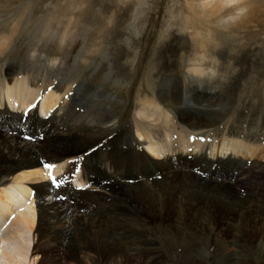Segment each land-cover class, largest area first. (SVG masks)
<instances>
[{
  "label": "rangeland",
  "instance_id": "1",
  "mask_svg": "<svg viewBox=\"0 0 264 264\" xmlns=\"http://www.w3.org/2000/svg\"><path fill=\"white\" fill-rule=\"evenodd\" d=\"M148 2L150 7H143L140 4L135 6L133 3H127L126 0L123 3L120 0H31L30 11L36 23L30 33L28 48L30 49L34 44H38L37 56L35 58L29 56L27 51L18 46L16 50L1 58L0 63L4 60L15 62L19 63L22 68L30 70V66L37 67L36 61L42 60L45 53L51 52L54 46L63 38L65 51L69 54L84 46L101 48V52L106 49L114 57L113 65L117 75L123 77L125 82L128 83V86L119 95L107 93V98L94 99L89 97L88 112L85 109H79L77 106L78 100L73 102L72 93L69 94L68 104L70 107H74L77 112L73 114L67 108L65 114L68 115L69 120H73L72 116H78L84 122V126L88 124L86 126L88 129L89 125H95L99 120L105 122L93 131L90 129L89 131H85V129L78 130V140L73 139L70 141L68 139V134L71 132V121L64 123L62 129H52L47 126L51 121H46L44 125H38L35 116L36 110L25 121L30 134L42 133L35 139L26 140L21 134L17 133L23 124H19L21 115L13 120H0V147H5L7 144L8 147L28 149L30 145L37 144L43 136L41 140L44 143L61 142L56 146L44 147L45 150L41 149L39 154H49L54 151L52 154H57L64 150L73 151L74 148H78L80 154H84L88 150L93 153V158H91L94 161L92 169L86 167L87 155L83 157L82 164L87 171L82 174L81 182L89 183V179L94 176L97 179L93 182H97L94 186L99 190L81 189L76 191L70 199L64 201L57 199V195L48 192L49 183L44 187L46 196L52 198L53 204H56H54L53 213L48 214L47 217L45 215L43 217V212L37 214L35 226L39 229V234L43 233L45 228L60 234H68L65 241L43 237L42 242L45 244L43 247L55 251L50 252L52 255L48 264L56 263L55 261H59V258L64 255L72 257L70 264L72 262L73 264H138L139 260H144V263L139 262V264H148L146 263L147 259H149L150 264L151 254L157 251L159 256L157 255V259L151 264H214V260L219 255L228 256L229 264H264V203H261L263 202L262 199L257 201L253 196L247 195L246 185L248 182L241 185L245 178L244 162L239 161L231 168V171L226 165L225 170L228 177L227 183L233 182L235 178L237 179L238 189L234 195L239 193L242 194L241 197L237 198L230 208H219L215 204V212L208 217V214L199 211L198 208L192 205L189 209L183 211L171 209L165 205L164 208L157 206L156 198L149 197V181L141 179L143 175L140 174L139 169L142 166L136 163L138 158L142 157V154L147 156L144 159V168L148 172L145 175L147 176L149 175V161H153L150 165H154V160H149V152L139 148V142L124 143L126 140L123 139V135L135 136L132 128L129 129V133L123 132L130 127V120L135 111L147 103L143 101V96H151L154 93L158 97H166V91L173 93L175 85L179 84L180 87L183 84L182 81L190 76L182 74L176 63L179 53L190 47L187 37L181 38L172 34L166 43L158 49L156 48V41L166 21H170L177 28H183L186 16H195V14L187 7V0H148ZM235 3L236 1L233 2V4ZM170 4H172L171 11H169ZM246 5L249 6V12L245 25L255 26L256 30L264 29V0H246ZM221 11L217 17L214 16V19H222L234 9L225 7ZM138 17L139 20H137ZM197 17L195 16V20L198 19L196 20L197 27L201 31L212 30L210 24H206L205 21ZM130 21H132L130 30L139 27L141 24L144 25V29L141 40L138 42L140 51L136 55L134 64L126 65L123 61L130 57L132 53L127 52L122 46L118 47L117 41L128 34L125 26L129 25ZM215 31L216 38L222 43L217 55L224 63L231 58L228 49L250 34V32L242 31L240 28L232 30L216 29ZM41 33H46L42 42ZM201 39L209 44V48L216 43L211 33L202 35ZM154 51L156 52L155 56L153 55ZM209 59L211 64L216 63L214 58ZM104 67H107V65L105 64ZM211 70L213 71L212 68L208 69V71ZM220 71H223V64L220 66ZM25 76L23 78L25 77L24 81L27 83L28 78L27 75ZM5 77L9 78L10 76L6 75ZM58 78L61 77L58 76ZM194 79L202 80L203 78L195 77ZM12 82L13 80L9 84H12ZM67 83L71 85V89L80 83L86 86L83 82ZM199 85L203 87L202 83ZM30 87H32L30 90L35 93L36 88ZM88 88L86 86L83 94L89 95L86 94ZM179 94H183L181 98H179ZM179 94L175 100L163 101L168 109L172 111L177 109L182 104L181 100L187 104L193 101L188 99L189 96L185 92H179ZM56 95L60 101L63 96L62 92H56ZM0 98L2 99L1 96ZM193 98L195 103L191 106L200 105L201 98L194 96ZM2 101L5 102L2 103L1 108L5 105V108L9 111L16 110L11 108L16 107L15 105L12 106L15 101L13 98L4 97ZM8 101H13V103L9 104ZM38 112L43 114L39 109ZM183 117L188 119L186 122L187 127L194 129H199L203 125L202 119L210 117L217 119L218 121L215 124H219L220 128L217 131L213 130L210 142L216 145V149L226 148L227 152L229 151L235 156H240L246 148L244 150L236 148L235 151L232 148L235 137H233L234 134L231 136L230 132L235 130L234 128H243L247 131L254 130L257 136L261 139L264 138V108L259 105L256 107H252L250 104L239 107H223L218 97V101L210 110L197 111L194 108L185 112ZM53 119L58 120V118ZM113 127L117 131L114 132L113 130L110 133L109 131ZM36 128L39 130L36 131ZM223 129L228 131L225 133V137H222L223 132L219 131ZM213 150L217 151L212 149L210 154ZM9 156L3 160L0 159V165H16L17 160H8ZM211 156L206 157V165H213L214 158L212 159ZM130 158H132V161ZM180 164L183 165L176 167L188 168L189 170L194 168L188 160L178 162V165ZM168 169L172 170L173 168L164 167L158 170V174L165 173V176L168 177ZM2 171L5 173L6 170L2 169ZM237 171L238 174H236ZM213 176L211 173L201 171L199 181L204 178L207 184L209 179H222V177ZM180 177V180L185 184L195 185L199 182L192 183L193 178L188 177L186 180L185 176ZM196 178H198L197 175ZM102 179H104V183H99V180ZM34 186L36 187L35 191L38 192L39 184ZM108 188L112 190L108 191ZM230 192L233 193L232 190ZM209 201L201 200L198 203L200 205L207 204V207L210 208L212 203ZM34 204L36 207L35 199ZM134 206H139V208L134 209ZM201 215L207 219L206 221L211 225V230H204L205 233L200 238L198 234L193 233L189 228L194 229L197 217ZM175 216L181 217L178 220L177 227L163 226L167 225L168 222L171 223ZM150 223H152V226ZM213 229L214 231L217 229L216 236L207 234L209 232L216 234L212 231ZM121 233L137 237L134 241L135 244L131 243V247H124V249L117 246L111 248L110 245L108 247V244H104L106 250L102 248L101 241L110 240L109 236L111 234H114L117 240L124 239L120 235ZM144 234L156 236V239L152 242L156 245L157 250L143 249L141 250L143 253H137L136 255L132 246H139L143 240L146 245L149 242V239L145 240L142 237ZM259 235H261V238ZM232 238L241 247L233 242L230 243ZM33 241H37L36 237ZM189 247L193 248L187 251L184 250ZM58 251L64 252L61 254L56 253Z\"/></svg>",
  "mask_w": 264,
  "mask_h": 264
},
{
  "label": "bare ground",
  "instance_id": "2",
  "mask_svg": "<svg viewBox=\"0 0 264 264\" xmlns=\"http://www.w3.org/2000/svg\"><path fill=\"white\" fill-rule=\"evenodd\" d=\"M235 1L236 0H231V3ZM246 6L249 7L248 5ZM209 11L217 10L211 9ZM220 12L222 11L219 10V13ZM41 67L42 66H30V70H27L22 68L19 63L5 60L0 63V91L3 94L0 95L2 97V99L0 98L1 121L8 119L13 120L16 119L18 115H22V113L29 108V104L33 102L32 99L36 96V92H38L39 95L43 94V98L39 101L37 107L40 112L45 114L49 112L53 106L55 107H53L54 109L51 112V116L46 120L47 122L51 121L47 126L52 129H62L64 123H68L69 121L72 122L70 124L71 132L68 134V139L70 141L73 139L78 140L77 137L79 135L77 134L80 130L85 129V131H89L90 129L93 131L96 127L105 124V122H100L99 120L95 125H89L88 129L86 128L88 124L84 126V122L78 118V116H72L73 120H69L68 115L65 114L67 108H69L71 113H77L74 107H70L68 104V96L71 93L72 101L75 102V100H78L79 102L77 103L78 108L85 109V111L88 112L87 103L89 102L90 95L83 94L86 86L80 83L76 84V86L71 89V85H68L63 78L47 74L41 70ZM194 71L203 72V69H195ZM6 75H9L10 77L6 78ZM25 75H27L28 78L27 83L24 81V78L26 77ZM188 75H190L189 78L183 80V84H181L180 87L179 84L175 85L173 93L166 91V97H158L154 93H152L151 96L144 95L143 101L147 103L135 111L130 120V127L123 132L129 133V129L132 128L135 132V136L123 135V139L126 140L124 143L139 142V148L149 152V160H154L155 162L154 165H150L153 161H149V175L147 176L145 174L148 172L145 171L146 168H144V159L147 158V156L142 154V157L138 158L136 162L142 166V168L139 169V171H141L140 174L143 175L141 176V179L149 181V197L156 198L155 202L160 208H164L165 205L171 209H179L183 211L189 209L192 205L198 208L199 211L208 214V217L210 215L212 216L216 210V207H214L215 204L216 206L218 205L219 208H230L231 205L235 203L236 199L241 197L242 194L239 193L234 195L238 189L237 179L235 178L233 182L227 183L228 177L225 170L226 165L231 171V168L234 165L239 161H242L244 162L245 178L244 181L241 182V185L248 182L246 185L247 195L253 196L257 201L262 199L263 202L261 203H264V138L261 139L257 136L254 130L247 131L243 128H234L235 130L230 132V135L232 136L234 134L233 137H235L232 148L234 151L236 148H242L241 150L246 148V150H244L245 152L240 156H235L231 152H227L226 148L222 147L216 149V145L213 142H210L213 130L215 129V131H217V129L220 128L219 124H215L218 121L217 119H213L212 117L202 119L204 123L199 129L187 127L188 124L186 122L188 119L183 117L185 112L194 108L197 111L210 110L218 101V96L210 95V93L216 92V88L211 86L207 88L204 86L200 87V85L197 84L198 79H194L196 76H192L191 74ZM23 76L25 77L23 78ZM11 80H13V82L12 84H9ZM30 86L36 88L35 93L30 90V88H32ZM89 91L90 88H88L86 94H89ZM56 92H62L63 96L62 99L60 98V101L58 100ZM179 92H185V94L189 96L188 99L193 101L187 104L185 101L181 100L182 104L172 111L168 109L163 101L175 100L178 98ZM181 95L183 94H179V98L182 97ZM193 96L201 98L200 101L203 102H199L200 105L192 107L191 105L195 103ZM4 97L13 98L15 100L14 103L13 101H8L9 104L13 103L12 106L16 104V107H11L12 109H16L15 111L7 110L5 105L1 108L2 103L5 102L2 101ZM34 113L35 110L29 113L28 116ZM53 118H58V120H54ZM113 130L114 132L117 131V129L113 127L109 132L112 133ZM219 131L223 132L222 137H225V133L228 132L225 129ZM41 138L37 144L30 145L28 147L29 150L24 147H8L7 144L5 147H0L1 160L5 159L8 155H10L8 160H17L16 165H0V264H48L49 258L52 255L50 252L55 251H50L43 247V245H45L42 242V239H44L43 237L46 236V238L61 239L65 241L68 235L67 233L60 234L55 231H50L47 228H45L43 233L39 234V229L35 226L37 214L43 212V217L44 215L47 217L48 214L50 215L53 213L54 204H56H53L52 198L46 196L44 187L49 183L46 180L49 173L53 175L59 172L60 169H46L44 164L55 163L61 160H74L82 155H87V158H93V153L91 150H88L84 154H80L78 148H74V152L72 150H64L57 154H52L55 151L49 154H39L41 149L45 150V148L56 146L61 142L53 141L52 143H44ZM204 142H207V144ZM212 149L217 151L215 152L213 150L212 154H210ZM35 155L37 156L35 157ZM208 155H212V159L214 158L213 165H206V157ZM130 160L132 161V158H130ZM185 160H188V162L193 165L194 168H192V170L176 167L183 165H178V162H184ZM164 167L173 168L172 170H167L169 173L168 177L165 176V173L158 174V170H161ZM2 169L6 170L5 173ZM107 169L109 170V168ZM111 171L113 172V170ZM201 171L211 173L214 175L213 177H222V179H209V182L206 184L204 178L199 181ZM238 173L239 172L237 171L236 174ZM196 175L198 178H196ZM180 176H185L186 180L188 177L193 178L194 180L191 181L192 183L199 182L195 185H190L188 183L185 184L180 180ZM89 181V183H86L82 188L83 190H99L94 186L97 184V182L93 183L97 181L94 176L91 177ZM99 183H104V179L99 180ZM36 184H39L40 187L38 188V192L35 191L36 187L34 185ZM110 189L111 188H108V191ZM230 190H232L233 193H231ZM31 192L34 194L33 197ZM201 200H211L209 202L212 203V205H210V208L212 209L208 208L207 204L200 205L198 201ZM174 205L177 207H172ZM138 208L139 206H134V209ZM179 219H181V217L175 216L171 223L168 222L167 225L163 226L170 228L177 227ZM206 220L207 219L203 215L197 217L194 229L191 227L189 229L193 231V233L198 234L201 238L202 234L205 233L203 231L211 228V225ZM150 224L152 226V223ZM152 229L154 228L152 227ZM212 231H214V229ZM214 232H216V234L212 232L207 234L210 236H216L217 229H215ZM120 235L123 236L125 240H117L116 236L111 234V236H109L111 239L108 241H101L103 247L102 245L100 246L104 250H106L104 244H108V247L110 245L111 248L117 246L120 247V249H124V247H131V243H134L137 239V237H133L131 234L121 233ZM259 236L261 238V235ZM35 237L37 240L36 242L33 241ZM142 237H144L145 240L149 239V242L146 245L143 240L142 243H144V245L140 243L139 246H132L134 247L136 255L137 253H143L141 251L143 249L157 250L156 245L152 242L156 239V236H153L152 234H144ZM197 240H199V238H197ZM231 242L239 246L234 238H232L230 243ZM191 248L189 247L184 250L187 251ZM62 252L64 251H58L56 253L61 254ZM157 252L151 254V263H154L159 256ZM59 259V261H55L56 263L50 264H70L72 261V257L67 255H64L62 258L60 257ZM52 260L54 261V259ZM143 261L144 260H139V262ZM229 262L228 256L222 255H219L217 259L214 260V264H229ZM146 263L149 264V259L146 260Z\"/></svg>",
  "mask_w": 264,
  "mask_h": 264
},
{
  "label": "clouds",
  "instance_id": "3",
  "mask_svg": "<svg viewBox=\"0 0 264 264\" xmlns=\"http://www.w3.org/2000/svg\"><path fill=\"white\" fill-rule=\"evenodd\" d=\"M125 2V0H120ZM127 3L150 7L148 0H126ZM172 4L169 5L171 11ZM189 7L195 16L211 25L212 30L201 31L197 27L195 16H186L183 28H177L170 21H166L156 41L158 49L174 34L177 37H187L190 47L182 50L177 57V68L182 74L202 77L197 84L207 88H216L215 95L220 98L223 107H239L250 104L252 107L264 108V29L256 30L255 26L245 25L249 8L246 0H187ZM232 7V11L222 19H214L219 15V10ZM31 0H0V58L20 48L27 51L28 55L35 58L39 49L38 44L28 48L30 33L33 31L36 20L31 11ZM215 9L217 11H209ZM140 18L138 17L137 20ZM135 21V23L137 22ZM132 21L125 26L128 34L117 41V46H122L127 52L132 53L123 63L133 65L140 48L138 42L143 35L144 25L130 30ZM243 25V27H241ZM240 28L250 32L236 45L228 49L230 59L224 63L217 55L222 43L216 38V29L232 30ZM211 33L216 43L209 48L202 35ZM46 33H41L43 37ZM70 35V34H69ZM109 47H111L109 45ZM156 55V52H153ZM99 57V59H97ZM209 58L216 60L210 63ZM113 55L105 49L95 46H84L72 52L65 51L64 40L61 39L51 52L45 53L42 60L36 61L37 66L47 74L63 78L71 83L83 82L90 88L89 95L94 99L107 98V93L119 95L127 86L124 78L117 75L113 65ZM107 67H104V65ZM223 64V71L220 66ZM213 71L209 72L208 69ZM203 69V72L194 71Z\"/></svg>",
  "mask_w": 264,
  "mask_h": 264
},
{
  "label": "snow or ice",
  "instance_id": "4",
  "mask_svg": "<svg viewBox=\"0 0 264 264\" xmlns=\"http://www.w3.org/2000/svg\"><path fill=\"white\" fill-rule=\"evenodd\" d=\"M193 139H195V138H193ZM201 139H203V138H201ZM44 167H45L46 169H51V168L54 167V165H52V164H45ZM77 170H78V169H77ZM49 176H50V183H51L53 186H55V187H60V185L63 183V180H62V179L58 182V181H57V178L54 177V176H52L51 173H49ZM76 187H77V188H81V187H84V186L77 185ZM57 199H66V198H65V197H59V196H58Z\"/></svg>",
  "mask_w": 264,
  "mask_h": 264
}]
</instances>
